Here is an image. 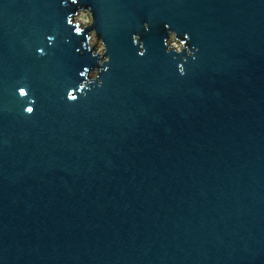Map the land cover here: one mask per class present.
Returning a JSON list of instances; mask_svg holds the SVG:
<instances>
[{
    "label": "water",
    "instance_id": "water-1",
    "mask_svg": "<svg viewBox=\"0 0 264 264\" xmlns=\"http://www.w3.org/2000/svg\"><path fill=\"white\" fill-rule=\"evenodd\" d=\"M0 264H264V0H0Z\"/></svg>",
    "mask_w": 264,
    "mask_h": 264
},
{
    "label": "clouds",
    "instance_id": "clouds-1",
    "mask_svg": "<svg viewBox=\"0 0 264 264\" xmlns=\"http://www.w3.org/2000/svg\"><path fill=\"white\" fill-rule=\"evenodd\" d=\"M143 27H144L145 31H149L150 30V26H149V24L147 22H145V24L143 25ZM164 27H165V29L168 30L167 36H165L163 38V44L165 45L166 52H168V53H173L174 52L177 55H180L182 53H186V55L183 56V59L185 61L187 60L188 57H192V59L195 60L196 59L195 53L199 51V48L196 47V46H189L188 45L187 40L190 39V37L188 36V34L187 33L185 34V39H180L179 36H178V34H177V32L175 30H172L171 27H170V25L165 24ZM79 31L80 30L77 29V32H79ZM48 39L51 42L54 38L53 37H49ZM98 40L103 41L101 39H98ZM132 41H133V44L134 45H138V49H139L138 50V54L140 56H143L147 52V48L145 46L144 41L141 40V38H140V36H139L138 33H134L133 34ZM170 41H171V43H170ZM177 41H178V43H177ZM93 46H95V45H93ZM38 51L41 52V53H43V50L42 49H39ZM93 55L95 56V53H93ZM173 58L175 59L176 57H173ZM109 60H110V57L106 56L105 57V62H107ZM105 62L102 65H104ZM99 64H100V62H99ZM178 70H179V74L181 76H183V75L186 74V69H185V66H184L183 63H180L178 65ZM84 74H85L84 72H81L80 73L81 76H84ZM98 77H99V75L98 76H94L91 79H88V78L85 77V79L83 80V82L80 83L79 88L80 89H88L89 86L91 85V83L93 81H98L97 86L102 85L103 84V81L102 80H98ZM17 92H18V94H19V96L21 98H27L28 97V90L25 87H19L17 89ZM67 99L69 101L74 102V101H76L78 99V95H77V93L75 91L69 90L68 93H67ZM34 103H35V100L33 98L32 103H30L24 109V111H25L26 114L31 115V114L34 113V106H33Z\"/></svg>",
    "mask_w": 264,
    "mask_h": 264
},
{
    "label": "rangeland",
    "instance_id": "rangeland-1",
    "mask_svg": "<svg viewBox=\"0 0 264 264\" xmlns=\"http://www.w3.org/2000/svg\"><path fill=\"white\" fill-rule=\"evenodd\" d=\"M74 21L75 22L81 21L82 23L79 24V26H81V27H83V25L86 26V23L90 24V14L88 13V11L82 12V10H81V11H79V14L74 17ZM91 35H92V33H90V36ZM93 38L94 37H91V40H90L91 42L93 41ZM96 38H97V36H96ZM170 43H171V41H170ZM177 43H178V41H177ZM95 44H96V41L93 42V45H95ZM101 50H105V46L102 42L100 43V46H97L96 52L102 53ZM94 76H97L96 72H92L91 74H89L90 79L93 78Z\"/></svg>",
    "mask_w": 264,
    "mask_h": 264
}]
</instances>
